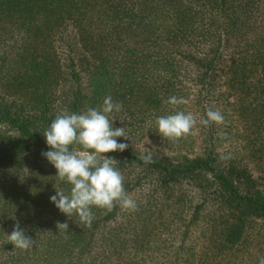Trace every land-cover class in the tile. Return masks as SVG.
I'll return each mask as SVG.
<instances>
[{"label":"rangeland","instance_id":"rangeland-1","mask_svg":"<svg viewBox=\"0 0 264 264\" xmlns=\"http://www.w3.org/2000/svg\"><path fill=\"white\" fill-rule=\"evenodd\" d=\"M108 95L129 147L105 155L137 209L85 226L50 202L70 186L42 134ZM208 108L224 122L203 125ZM176 111L195 125L164 139L155 120ZM220 176L264 195V0H0V264H258L264 220L231 213ZM17 223L33 247L11 244Z\"/></svg>","mask_w":264,"mask_h":264},{"label":"clouds","instance_id":"clouds-1","mask_svg":"<svg viewBox=\"0 0 264 264\" xmlns=\"http://www.w3.org/2000/svg\"><path fill=\"white\" fill-rule=\"evenodd\" d=\"M167 103L174 106L178 99L171 96ZM121 108V103L113 102L108 95L99 109L90 107L80 113L61 112L42 134L50 149L42 153L43 157L56 169L55 177L70 186L68 193L56 189L49 198L50 202L67 217L77 215L85 226H91L93 208L112 211L119 205L129 211L137 209L136 200L125 190L124 177L116 167L118 162L114 157L105 155L124 152L129 147L128 143L118 142L117 139H129L125 127H114L115 120L109 119L111 113L119 112ZM224 119L221 111L208 108L201 123L205 126L221 124ZM195 122L191 112L176 111L158 116L155 130L164 139L176 141L189 135ZM141 158L146 164L152 162L150 153ZM59 225L68 229L67 223ZM8 238L15 248L21 250H27L34 244L19 223ZM258 264H264V256L258 258Z\"/></svg>","mask_w":264,"mask_h":264},{"label":"trees","instance_id":"trees-1","mask_svg":"<svg viewBox=\"0 0 264 264\" xmlns=\"http://www.w3.org/2000/svg\"><path fill=\"white\" fill-rule=\"evenodd\" d=\"M10 122L18 125L17 127L21 129L24 135L28 136L30 139L33 138L26 130H24V128H22L24 126L18 119L14 118ZM218 179L224 185V190H231L232 196L225 200V203L230 206L229 210L232 211L231 213L236 212L245 215L257 216L264 220V195L260 193V191L256 192L255 194L241 196L235 190L233 191L229 179L223 176L218 177Z\"/></svg>","mask_w":264,"mask_h":264}]
</instances>
